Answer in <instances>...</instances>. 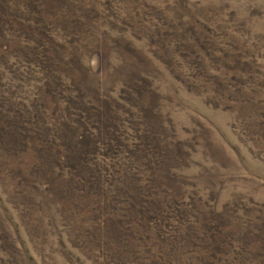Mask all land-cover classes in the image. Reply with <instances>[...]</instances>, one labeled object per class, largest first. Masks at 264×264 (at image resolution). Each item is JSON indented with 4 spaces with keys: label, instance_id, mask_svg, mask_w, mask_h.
Instances as JSON below:
<instances>
[{
    "label": "rangeland",
    "instance_id": "obj_1",
    "mask_svg": "<svg viewBox=\"0 0 264 264\" xmlns=\"http://www.w3.org/2000/svg\"><path fill=\"white\" fill-rule=\"evenodd\" d=\"M0 264H264V0H0Z\"/></svg>",
    "mask_w": 264,
    "mask_h": 264
}]
</instances>
